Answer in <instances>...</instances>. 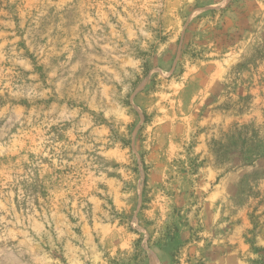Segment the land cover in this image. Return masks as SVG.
<instances>
[{
  "label": "rangeland",
  "instance_id": "obj_1",
  "mask_svg": "<svg viewBox=\"0 0 264 264\" xmlns=\"http://www.w3.org/2000/svg\"><path fill=\"white\" fill-rule=\"evenodd\" d=\"M264 264V0H0V264Z\"/></svg>",
  "mask_w": 264,
  "mask_h": 264
},
{
  "label": "bare ground",
  "instance_id": "obj_2",
  "mask_svg": "<svg viewBox=\"0 0 264 264\" xmlns=\"http://www.w3.org/2000/svg\"><path fill=\"white\" fill-rule=\"evenodd\" d=\"M156 263L158 264V261H156Z\"/></svg>",
  "mask_w": 264,
  "mask_h": 264
}]
</instances>
